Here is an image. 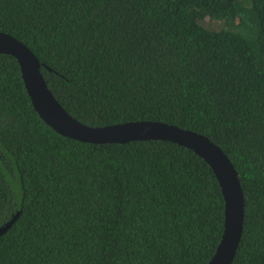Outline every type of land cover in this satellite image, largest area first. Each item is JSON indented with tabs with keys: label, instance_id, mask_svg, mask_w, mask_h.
<instances>
[{
	"label": "trees",
	"instance_id": "16d2710c",
	"mask_svg": "<svg viewBox=\"0 0 264 264\" xmlns=\"http://www.w3.org/2000/svg\"><path fill=\"white\" fill-rule=\"evenodd\" d=\"M0 32L79 122H163L219 146L244 197L231 264H264V0H0ZM17 212L0 264H207L225 201L186 147L56 133L0 54V226Z\"/></svg>",
	"mask_w": 264,
	"mask_h": 264
},
{
	"label": "water",
	"instance_id": "95a60500",
	"mask_svg": "<svg viewBox=\"0 0 264 264\" xmlns=\"http://www.w3.org/2000/svg\"><path fill=\"white\" fill-rule=\"evenodd\" d=\"M0 54L13 56L34 110L43 122L61 136L84 143H128L135 140H167L192 150L213 170L225 201L224 230L207 264H231L243 230L244 197L237 171L228 156L208 137L157 121L127 122L107 126L85 125L68 114L48 89L40 62L31 50L13 36L0 32ZM19 212L0 226V236L11 228Z\"/></svg>",
	"mask_w": 264,
	"mask_h": 264
}]
</instances>
